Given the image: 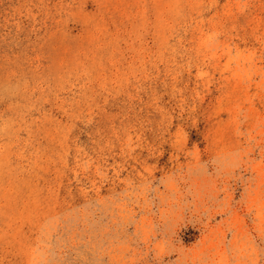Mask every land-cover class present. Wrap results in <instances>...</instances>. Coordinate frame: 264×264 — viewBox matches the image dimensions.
<instances>
[{"label":"rangeland","instance_id":"rangeland-1","mask_svg":"<svg viewBox=\"0 0 264 264\" xmlns=\"http://www.w3.org/2000/svg\"><path fill=\"white\" fill-rule=\"evenodd\" d=\"M0 264H264V0H0Z\"/></svg>","mask_w":264,"mask_h":264}]
</instances>
